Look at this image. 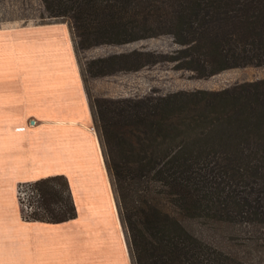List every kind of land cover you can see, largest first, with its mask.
Listing matches in <instances>:
<instances>
[{"label": "trees", "instance_id": "trees-1", "mask_svg": "<svg viewBox=\"0 0 264 264\" xmlns=\"http://www.w3.org/2000/svg\"><path fill=\"white\" fill-rule=\"evenodd\" d=\"M41 2L49 16L68 19L76 52L171 33L193 62L264 65V0ZM135 54L87 66L91 75L128 69ZM90 105L133 264H243L210 233L231 216L264 223V78ZM22 184L26 219L76 216L64 175Z\"/></svg>", "mask_w": 264, "mask_h": 264}, {"label": "crops", "instance_id": "crops-1", "mask_svg": "<svg viewBox=\"0 0 264 264\" xmlns=\"http://www.w3.org/2000/svg\"><path fill=\"white\" fill-rule=\"evenodd\" d=\"M53 175L68 180L76 216L23 220L18 185ZM0 264H130L90 101L62 25L0 30Z\"/></svg>", "mask_w": 264, "mask_h": 264}, {"label": "rangeland", "instance_id": "rangeland-1", "mask_svg": "<svg viewBox=\"0 0 264 264\" xmlns=\"http://www.w3.org/2000/svg\"><path fill=\"white\" fill-rule=\"evenodd\" d=\"M42 5L41 0H0V30L10 31L45 25H62L68 29L92 104L96 98L160 97L180 90L217 91L264 78V65L231 64L219 68L222 64L214 66L193 62L189 58L190 50L185 51L184 46L179 44L171 33L147 36L122 44H100L76 52L68 19L49 16ZM132 52L137 54L127 62L128 69L97 75H91L89 72L87 63L90 61ZM194 66L198 69L193 70ZM90 67L92 71H98L96 66ZM213 68L217 70L211 73ZM22 187L18 195L20 198L17 196L19 211L21 218L28 220L25 217L29 211L26 212L20 205L21 201H28L26 187ZM111 196L115 203L112 190ZM120 225L127 247L125 229L121 222ZM211 228L210 234L214 243L222 246L232 259L243 264H264V223L231 216L230 221H215ZM129 262L133 264L130 255Z\"/></svg>", "mask_w": 264, "mask_h": 264}, {"label": "built area", "instance_id": "built-area-1", "mask_svg": "<svg viewBox=\"0 0 264 264\" xmlns=\"http://www.w3.org/2000/svg\"><path fill=\"white\" fill-rule=\"evenodd\" d=\"M22 186L25 187V185H24V184L22 185V183H21V184H20V188H21ZM20 188H19V186H18V189H17V196H18L19 193H20ZM22 188H23V187H22ZM18 198H20V197L18 196ZM20 205H21L22 209L26 210V212H28V211L31 210V206L28 205L27 201H21V202H20Z\"/></svg>", "mask_w": 264, "mask_h": 264}]
</instances>
